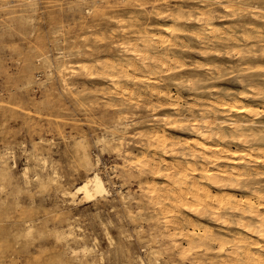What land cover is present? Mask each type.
Masks as SVG:
<instances>
[{"label": "rangeland", "instance_id": "374dc122", "mask_svg": "<svg viewBox=\"0 0 264 264\" xmlns=\"http://www.w3.org/2000/svg\"><path fill=\"white\" fill-rule=\"evenodd\" d=\"M205 7L210 9L213 19L205 24L197 23L198 14ZM177 11L181 13L178 20L170 16ZM167 24L178 32L161 36ZM206 25L213 26L212 37L206 33ZM183 30L186 34H181ZM192 31L195 34L191 35ZM196 34L201 39L207 37L201 40L203 43L198 42ZM227 34L238 43L213 40ZM246 35L249 39L245 37V40ZM161 37L174 43L161 44ZM152 38L155 40L151 43ZM177 38L184 41V47ZM261 43H264V0H0V264H99V257L102 264H222L225 250L229 252L230 247L225 245L224 250L221 247L219 250L215 240H228L236 232L244 233L235 226L237 216L221 219L223 226L209 210L201 213L203 216L195 213L199 217L184 207L174 211L168 200L162 197L157 201L146 192L149 183H163L162 176H158L162 165L154 173L155 170L149 169L151 165L145 163L146 159L163 153V147L150 140L152 134L148 135L159 129L165 140L170 138L166 140L167 155L164 154L169 161L185 154L181 137L184 141L193 137L188 133L191 118L185 123L182 117L176 118L177 114L168 106L172 102L186 116L190 111L197 116L211 101L220 102L227 97L240 100L257 112L264 110V96L257 97L252 91L264 87V44ZM134 45L149 64L147 57H153L154 52L164 57L162 54L167 51L169 69L154 66L152 71L143 68L135 71L127 64L129 61L140 64L130 51ZM237 47L239 50H234ZM170 53L175 56L174 62ZM112 61L127 65L132 78L125 79L116 73L119 84H114L99 70L86 72L98 62ZM147 78L156 79L157 86L151 84L153 88L149 83L152 80ZM252 83L261 85L253 87ZM155 88L160 97L165 89L163 96L170 94L173 99L159 100L161 104L155 102ZM165 117L172 121L169 123ZM228 117L219 126L226 131L232 118L241 115L229 113ZM252 121L257 124L252 125L258 129V136L264 137V114L254 115ZM253 132L257 133L256 130L250 133ZM170 150L176 152V158L171 157ZM84 155L91 166H85ZM259 167L264 170V165ZM23 169H26L25 177ZM94 171L103 179L107 196L90 202L80 200L79 196L74 203L61 196L63 188L75 189ZM261 176L259 179L264 180V175ZM185 219L186 225L194 220L188 227L202 231L185 226ZM205 226L209 227L207 232ZM70 227L72 236L64 238L62 233H67ZM179 228L182 230L176 236ZM222 229L223 232L219 231ZM196 233H201L204 239ZM194 236L198 239H193ZM180 240L178 246L176 241ZM82 244L92 251L83 254ZM192 245L191 250L188 247Z\"/></svg>", "mask_w": 264, "mask_h": 264}, {"label": "bare ground", "instance_id": "6f19581e", "mask_svg": "<svg viewBox=\"0 0 264 264\" xmlns=\"http://www.w3.org/2000/svg\"><path fill=\"white\" fill-rule=\"evenodd\" d=\"M209 2V1H208ZM214 2V1H212ZM161 3H164L161 2ZM201 4V3H200ZM206 4V3H205ZM215 4V3H214ZM202 5V4H201ZM209 5V4H208ZM217 5V4H215ZM224 5V4H223ZM172 6V5H171ZM226 6V5H225ZM230 6V4H229ZM234 6V5H233ZM208 7V6H207ZM207 7L202 8L201 12H199L198 17L196 18V22L197 23H204L206 21H209V19L212 18V12L210 11V9H208ZM212 7V6H211ZM210 7V8H211ZM227 7V6H226ZM176 8L177 7H173ZM180 8V7H178ZM231 8V6H230ZM223 9V8H222ZM225 9V8H224ZM237 9V8H236ZM241 9V8H240ZM181 10V9H180ZM184 10V9H182ZM186 10V9H185ZM191 10V9H190ZM194 10V9H193ZM226 10V9H225ZM234 9H230V11ZM258 10V9H257ZM199 11V10H198ZM197 11V13H198ZM239 11V10H238ZM243 12V10H241ZM251 11V10H250ZM157 12V10H156ZM183 12V11H182ZM189 12V10H188ZM228 12V10L226 11ZM237 12V11H236ZM256 12V11H255ZM258 12V11H257ZM167 13V12H166ZM187 13V12H186ZM185 13V14H186ZM192 13V12H191ZM245 13V12H244ZM260 13V12H259ZM168 14V13H167ZM181 14V13H180ZM179 12H175L174 14L171 12L170 16L173 17L174 19L178 20V18L180 17ZM262 14V13H261ZM217 15V14H216ZM183 16V15H182ZM181 16V17H182ZM238 16V14H237ZM223 17V16H222ZM172 18V19H173ZM121 19V18H120ZM129 19V18H128ZM213 19V18H212ZM135 20V19H134ZM183 21V20H182ZM117 22V21H116ZM119 22V21H118ZM243 22V21H242ZM122 23V22H121ZM147 23V20H146ZM145 23V24H146ZM158 23V22H157ZM144 24V25H145ZM171 24V23H170ZM196 24V23H195ZM199 24V26H200ZM153 25V24H152ZM156 25V24H155ZM184 25V24H183ZM158 26V25H157ZM160 26V25H159ZM228 26V25H227ZM227 26H224L225 28H227ZM234 26V25H233ZM247 26V25H246ZM129 27V26H128ZM131 27V26H130ZM151 27V26H150ZM229 27V26H228ZM245 27V26H244ZM248 27V26H247ZM251 27V26H250ZM249 27V28H250ZM132 28V27H131ZM207 28V25H206ZM214 28H218V27H214ZM252 28V27H251ZM250 28V29H251ZM133 29V28H132ZM223 29V28H221ZM228 29V28H227ZM220 30V27H219ZM218 30V31H219ZM249 30V29H248ZM247 30V31H248ZM253 30V29H252ZM258 30V29H257ZM124 31V30H122ZM178 32V29H173L171 28V25L168 26H164L161 36L163 35H170L171 33L174 32ZM229 31V30H228ZM256 31V29H255ZM260 30H258L259 32ZM185 33V31L183 30L181 32ZM191 32V31H190ZM212 32H213V26H209L207 28V34L210 35V37H212ZM220 32V31H219ZM218 32V34H219ZM223 32V31H222ZM254 32V31H253ZM145 33V32H143ZM180 33V32H179ZM224 33V32H223ZM222 33V35H223ZM135 34V33H134ZM186 34V33H185ZM195 33H191V35H193ZM217 34V35H218ZM221 34V33H220ZM219 34V35H220ZM226 34V33H225ZM247 34V32H246ZM249 34V33H248ZM147 35V34H146ZM148 35H151V33ZM154 34H152L153 36ZM158 35V34H157ZM189 35V34H188ZM215 35V34H213ZM218 35V36H219ZM236 35V34H235ZM258 35V34H256ZM203 36V35H202ZM206 36V35H205ZM261 36V35H260ZM154 37V36H153ZM159 37V36H157ZM156 37V39H157ZM170 37V36H169ZM207 37V36H206ZM206 37L203 39L205 40ZM209 37V39H210ZM249 39V37L244 36V38ZM160 38V37H159ZM162 38V37H161ZM176 38V36L174 37V39ZM196 40L199 42L201 41V35L199 36V34H196ZM245 38V40H246ZM122 39V37H121ZM135 39V38H134ZM149 39V38H148ZM179 38H177L176 40H178ZM182 39V38H181ZM208 39V38H207ZM213 39V38H212ZM217 40L222 41V42H229V43H238L237 39L235 40L234 36H232L231 34H227L225 35V37H217L214 38L213 40ZM116 40V39H115ZM144 40V39H142ZM153 40H155V38L151 39V43L153 42ZM175 40V41H176ZM180 40V39H179ZM211 40V39H210ZM158 41V40H157ZM160 43H169L170 40L169 38H162L159 39ZM139 42V41H138ZM172 42V41H171ZM170 42V44H171ZM179 42H183L182 40H180ZM209 42V40L207 41V43ZM216 41H211V43L213 44ZM145 43V41H144ZM159 44V42H157ZM174 43V42H172ZM206 44V41L204 42ZM240 43V42H239ZM132 44V41H131ZM148 44V43H147ZM164 44V45H165ZM180 44V43H179ZM211 44V45H212ZM260 44V43H259ZM264 44V43H261ZM130 45V43H129ZM133 45V44H132ZM136 45V44H135ZM132 46L131 49L129 48L130 46H128V48L130 49V51H132L133 53V57L135 58L134 60L139 61L140 64L137 65L136 63H127V61H125L127 64L132 65L133 69H137V71H139V68H143L146 69L145 71H152L154 66H158V67H168L167 63L169 62L167 60L168 55H167V51L162 54L164 57H161V54L159 56V54L157 52H154L153 57L150 56L149 58L147 57V60H149L151 62V64H149V62H146L144 59L145 57H143L142 54L144 53H139V51L137 49H135L136 47ZM157 45V44H156ZM160 45V44H159ZM174 45V44H172ZM176 45V44H175ZM174 45V46H175ZM186 45V44H185ZM201 45V44H200ZM204 45V44H203ZM174 46H170V47H174ZM181 46V45H180ZM210 46V45H209ZM123 47V46H121ZM163 47V45H162ZM176 47H178V45H176ZM175 47V48H176ZM184 47V44H183ZM183 47H181L182 49H184ZM187 47V46H186ZM212 47V46H211ZM251 47V46H250ZM264 47V46H262ZM261 47V48H262ZM158 48V46H157ZM161 48V47H160ZM179 48V47H178ZM205 48V47H204ZM232 48V47H231ZM238 48V47H237ZM248 48V47H247ZM145 49V48H144ZM180 49V48H179ZM186 49V48H185ZM127 51V49H124V51ZM151 50V48H150ZM167 50V48H166ZM204 50V49H203ZM209 50V49H207ZM234 50H239L238 49H234ZM241 50V49H240ZM247 50V49H246ZM143 51V50H142ZM145 51V50H144ZM198 51V48H197ZM215 51V50H214ZM141 52V51H140ZM205 52V51H204ZM209 52V51H208ZM211 52V51H210ZM213 52V51H212ZM236 52V51H235ZM240 52V51H239ZM238 52V55H239ZM248 52V51H247ZM261 52V51H260ZM60 53V52H58ZM125 53V52H124ZM131 53V54H132ZM169 53V52H168ZM172 53V52H171ZM170 53V56H171ZM197 53V52H196ZM199 53V52H198ZM202 53V52H201ZM200 53V54H201ZM226 53V51L224 52ZM157 54V55H155ZM155 55V56H154ZM203 56L205 54H202ZM201 55V56H202ZM219 55V54H218ZM237 55V52L235 54V56ZM145 56V55H144ZM147 56V55H146ZM159 56V57H158ZM173 56V54H172ZM171 56V57H172ZM217 56V55H216ZM225 56V55H224ZM223 56V57H224ZM233 56V57H235ZM249 56V55H247ZM175 57V56H174ZM172 57V61L174 60ZM131 58V57H130ZM143 60H140V59ZM177 58V57H176ZM184 58V57H183ZM116 59V58H115ZM122 60V57L120 58ZM126 59V58H125ZM124 59V60H125ZM247 59V58H246ZM123 60V61H124ZM130 60V59H128ZM170 60V59H169ZM185 60V59H184ZM196 60V59H195ZM201 60V59H200ZM132 61V60H131ZM194 61V60H193ZM197 61L199 62V60L197 59ZM196 61V62H197ZM117 62V61H116ZM119 62V61H118ZM171 62V61H170ZM174 62V61H173ZM171 62V64L173 63ZM176 62V59H175ZM178 63L180 62L177 61ZM182 62V61H181ZM191 62V61H190ZM123 63V62H122ZM202 63V62H201ZM222 63V62H221ZM170 64V65H171ZM203 64V63H202ZM202 64L200 66H202ZM91 65V64H90ZM169 65V66H170ZM173 65V64H172ZM175 65V64H174ZM178 65V64H176ZM181 65V63H180ZM192 66V64H190ZM194 65H198L194 63ZM125 66L127 65H120V63H110V62H98L95 65L91 66V67H87L88 70H86V72L88 71H94L95 70H99V72L101 71L102 73H105L111 80L110 83H117V79L116 77V73L121 74V76L125 79L128 78H132V76L130 77L129 74V68L127 69ZM184 67V63H182V65ZM187 66V64L185 65V67ZM189 66V65H188ZM199 66V65H198ZM204 66V65H203ZM216 66V65H215ZM78 67V66H77ZM177 67V66H176ZM195 67V66H193ZM244 67V66H243ZM80 68V67H79ZM94 68V69H93ZM151 68V69H150ZM171 68V66H170ZM179 68V65H178ZM210 68V67H209ZM239 68V67H238ZM64 69V68H63ZM92 69V70H90ZM132 69V68H130ZM159 69V68H158ZM163 69V68H162ZM168 68H166L165 70H168ZM204 69V67H203ZM219 69V68H218ZM155 70V68H154ZM161 70V69H160ZM179 70V69H178ZM85 71V68L84 70ZM92 71V72H93ZM136 71V70H135ZM159 71V70H158ZM262 71V70H261ZM85 72V74H86ZM155 72V71H154ZM163 72V71H162ZM146 73V72H145ZM159 73V72H158ZM157 73V74H158ZM165 73V72H163ZM211 73V72H209ZM215 73V71L213 72ZM218 73V72H217ZM91 74V73H90ZM156 74V75H157ZM130 75H132V73H130ZM142 74H140L141 76ZM155 75V73L153 74ZM138 76V75H137ZM143 77V76H142ZM142 77H133V79H140ZM145 77V76H144ZM143 77V78H144ZM151 77V74H150ZM149 77V78H150ZM155 77V76H154ZM158 78V77H157ZM120 79V78H119ZM155 79V78H154ZM189 79V78H188ZM215 79V78H214ZM135 80V81H136ZM147 80H150L147 78ZM152 80V79H151ZM150 80V81H151ZM195 80V78L193 79ZM240 80V79H238ZM120 81V80H119ZM126 81V80H125ZM145 81V79H144ZM147 82V81H146ZM149 82V81H148ZM240 82V81H239ZM150 85L151 84H155V86H157V81L152 80V83L149 82ZM119 84V83H117ZM121 84V83H120ZM128 84V83H127ZM241 84V83H240ZM112 85V84H111ZM186 85H188V83H186ZM242 85V84H241ZM255 85H261V84H253L251 86H255ZM152 86V85H151ZM191 86V85H190ZM240 86V85H239ZM120 87V86H119ZM117 86V89L119 88ZM130 87V86H129ZM148 87V86H147ZM153 87V86H152ZM245 87V86H244ZM127 89V87H125ZM123 88V89H125ZM154 88V87H153ZM157 88V87H156ZM155 88V89H156ZM162 88H165V86H163ZM168 88V87H167ZM191 88V87H189ZM219 88V87H217ZM116 89V90H117ZM125 89V92H127ZM142 90V88H139ZM149 89V87H148ZM183 89V88H182ZM213 89V88H212ZM114 90V89H113ZM115 90V91H116ZM120 90V89H119ZM117 90V91H119ZM144 90V89H143ZM147 90V89H146ZM189 90V89H187ZM192 90V88H191ZM202 90V89H201ZM200 90V91H201ZM216 89H214L215 91ZM248 90V89H247ZM137 91V90H136ZM135 91V94H138ZM145 91V90H144ZM148 91V90H147ZM152 91V90H151ZM158 89H156V91L154 90L153 92H155V96L157 97V101L155 102H160L162 101V99H164V101L166 99H173L171 98L172 96L169 94L167 96H163L164 91H161L163 93L161 94V97L159 96V92H157ZM160 91V90H159ZM169 91V90H168ZM206 91V90H205ZM251 91V89H250ZM255 93L254 95H256L257 97L259 95L264 96V87H256L253 88V90ZM124 92V91H123ZM144 93V92H143ZM178 93V92H177ZM125 94V93H123ZM130 94V93H129ZM135 94L133 93L134 97L136 98ZM149 94H150V90H149ZM152 94V93H151ZM167 94V93H166ZM176 94V93H175ZM179 94V93H178ZM238 94V93H237ZM240 94V93H239ZM242 94V95H241ZM240 95L242 97H245V94L241 93ZM251 94V93H250ZM259 94V95H258ZM140 95V94H139ZM142 95V94H141ZM165 95V93H164ZM239 95V97H241ZM249 95V94H248ZM253 95V94H251ZM125 96V95H124ZM121 96V97H124ZM127 96V95H126ZM138 96V95H137ZM178 96V95H177ZM180 96V95H179ZM247 96V95H246ZM131 97H132V93H131ZM129 97V98H131ZM142 97V96H140ZM144 97V96H143ZM176 97V96H175ZM210 97V95H209ZM256 97V98H257ZM152 98V97H150ZM180 98V97H179ZM222 98V97H221ZM250 98V97H249ZM125 99V97H124ZM133 99V98H132ZM130 99V101L132 100ZM137 99V98H136ZM134 99V100H136ZM142 99V98H140ZM154 99V96H153ZM199 99V98H198ZM197 99V100H198ZM201 99V98H200ZM205 99V98H204ZM203 99V100H204ZM220 99V98H219ZM224 99V98H223ZM220 102H212L208 104L207 108L201 109L198 113L197 116L193 115L191 112L189 113L188 116H186V114H184L182 111H179L177 103L173 104V102L171 103L172 105H168L169 108L172 107V111L173 113L177 114L176 118L182 117V122L187 121L189 118H191L192 122L190 123L189 126V131L188 133H191L193 135L192 138L188 139V140H182L181 137V141L183 142V147H185L186 151L185 154H182V156L180 158L177 159H173V160H167L164 156L167 155L166 151H165V147L167 146V139L169 137H167V139L165 140L164 136L161 134V130L159 131H153L152 129V133H150L148 136L150 137V135L152 134L150 140L151 141H155V143H158L157 145H160L163 147V153L162 155L158 156L157 158L151 157L150 159H146L144 157L145 163L149 166V169L151 167L150 170H155L154 173L159 170V164L162 165L161 167H163V170L158 173V176L161 175L163 178V183H161V185H159L156 182H151L149 183V186L146 187V192H149V194L153 197V198H157V201L159 199H161L162 197L165 198L166 202H169L168 205L170 207L173 208V210L175 211H179L180 208L184 207L185 211H188L187 209H189L188 212H190L191 210V214L195 215L196 214H200V216H203V214L201 215V213H203L206 210L210 211V214L215 217V219H218V223L221 224L223 223V220L226 219H234L233 217L231 218L230 216H237V221H236V227H238L241 230H244V233L242 232H236L234 233L230 239L225 240L222 239H218V241L215 240V243L217 242L219 245V250L221 248H223V246L228 245L230 247V251L226 252L225 250V255L222 258V260L220 262H223L222 264H225V262H227V264H264V184H262V182H264V180H260L259 177L261 175H264V170H259V165H264V137L258 136V129L253 127L252 124V117H254V115H258V114H264V110H259L260 112H257V110H254L256 108H252L250 105V107H247L245 104H242L240 102V100H236L234 98H226ZM244 99V98H243ZM146 100H148V97H146ZM160 100V101H159ZM174 100H176V98H174ZM206 100V99H205ZM124 101V100H123ZM137 101V100H136ZM150 101V100H149ZM163 101V102H164ZM172 101V100H171ZM178 101V100H176ZM181 101H185L182 100ZM208 101V100H207ZM142 102V100H141ZM145 102V101H144ZM179 102V101H178ZM210 102V101H209ZM148 103V102H147ZM150 103V102H149ZM170 103V102H168ZM191 103V102H189ZM131 104V103H130ZM158 104V103H157ZM161 104V102H160ZM160 104H158L160 106ZM166 104V103H165ZM192 104H194L195 108H196V104L192 102ZM151 105V104H149ZM188 105V102H187ZM191 105V104H189ZM262 105V103L260 104ZM259 105V106H260ZM156 106V105H153ZM193 106V105H191ZM204 106V105H203ZM207 106V105H206ZM147 107V106H146ZM150 107V106H149ZM181 107V106H180ZM187 107V106H186ZM201 107V106H200ZM261 107V106H260ZM152 108V106H151ZM154 108V107H153ZM166 108V107H165ZM149 110V109H148ZM153 110V109H151ZM189 111V109H187ZM155 112V109L154 111ZM182 112V113H181ZM171 113V112H170ZM229 113H236L237 115H241L240 118H236L233 119L227 124V131L226 129H224L223 127H219L220 123L222 124L223 122H226L224 120L225 117H227V119L229 118ZM167 115V114H166ZM179 116V117H178ZM159 117V116H158ZM157 117V118H158ZM169 117V115H168ZM168 117H165L163 119H167ZM170 118V117H169ZM174 117L172 116V119ZM154 119V118H153ZM162 119V121H163ZM172 119H169V121H172ZM174 120L176 121V119L174 118ZM168 121V119H167ZM168 121V122H169ZM173 121V122H175ZM165 122V121H163ZM118 123V122H117ZM170 123V122H169ZM176 125L178 124V122H175ZM162 124V123H161ZM122 125V124H121ZM257 124H254V126ZM179 126H181L179 124ZM218 126L219 129H217L218 131H216L215 127ZM155 127V126H154ZM153 127V128H154ZM151 128V127H150ZM175 128V127H174ZM180 128V127H179ZM118 129V128H117ZM144 130V129H143ZM150 130V129H149ZM150 130V131H151ZM156 130V129H155ZM225 130V131H224ZM257 131V133L255 134L254 132L251 134V131ZM148 132V131H147ZM121 133V132H120ZM164 133V132H163ZM141 134L145 135L144 133L141 132ZM140 134V135H141ZM146 135V136H147ZM172 138H174L172 136ZM116 139V138H115ZM144 139V138H143ZM170 139V138H169ZM177 139V138H176ZM186 139V138H185ZM101 140V139H100ZM172 140V139H171ZM170 140H168V143ZM174 140H172L171 142H173ZM180 141V140H179ZM180 141V142H181ZM121 142V141H119ZM178 142V140H177ZM176 143V142H175ZM179 143V142H178ZM100 144V143H99ZM119 144V143H118ZM148 144V142H147ZM171 144V143H170ZM148 147V145H147ZM158 147V146H157ZM169 147V146H168ZM144 148V147H143ZM146 148V147H145ZM152 148V147H151ZM155 149V148H154ZM157 149V148H156ZM128 152H126L127 154ZM151 153V152H150ZM133 154V153H132ZM169 154L171 155V157L176 158L177 155L175 151L170 150ZM150 155V154H149ZM133 156V155H132ZM131 156V157H132ZM141 156V154H140ZM138 157V156H136ZM136 159V158H135ZM138 159V158H137ZM140 159V158H139ZM83 161L85 166H91L89 159L86 155L83 156ZM138 161V160H137ZM135 161V162H137ZM98 162V160H97ZM129 162V161H128ZM146 164L145 165L146 167ZM142 167V163L140 164ZM139 166V165H138ZM96 167V166H95ZM24 168V167H23ZM148 168V167H147ZM157 169V170H156ZM24 170V169H23ZM143 170V168H142ZM152 171V172H153ZM158 172V171H157ZM25 173H26V169L24 170V177H25ZM155 175V174H154ZM157 175V173H156ZM195 175H197V177H195ZM23 176V175H22ZM38 176V175H37ZM38 178V177H37ZM262 178V176H261ZM36 179V178H35ZM32 180V179H31ZM141 183V182H140ZM146 183V182H145ZM206 184V185H204ZM209 184V185H207ZM237 190L241 193H236L233 192L231 190ZM142 192V191H141ZM148 194V193H147ZM108 195V190L105 187L104 181L101 178V176L97 173V172H91V174L87 175L85 177V180L75 189L70 190L69 188H63L61 190V196L68 202L70 203H74L76 198L80 197V200H83L85 202H90V201H94L97 198H103L105 196ZM150 196V197H151ZM121 197V196H120ZM156 199H154L153 203L155 202ZM160 202V201H159ZM167 206V210H169V206ZM155 206V203H154ZM157 210H160L159 207L157 206ZM187 208V209H186ZM163 210V209H162ZM160 210V211H162ZM166 210V211H167ZM183 210V211H184ZM165 210H163L162 212L164 213ZM172 211V210H171ZM170 212V211H169ZM182 212V211H181ZM160 213V212H159ZM168 213V212H167ZM174 213V212H173ZM186 213V212H185ZM165 214V213H164ZM177 214L176 217L178 216V213H175V215ZM181 215H183V213H180ZM168 215V214H166ZM48 216V215H47ZM172 216H174V214H172L170 216V218H172ZM186 218L188 217L187 215ZM183 216V217H184ZM196 217H199V215H195ZM205 216V215H204ZM230 217V218H229ZM189 218V217H188ZM184 219V218H183ZM191 219V218H190ZM188 219V220H190ZM223 219V220H221ZM236 219V218H235ZM174 220V219H172ZM178 220H180L178 218ZM225 220V221H226ZM229 222H232L230 221ZM171 221V220H170ZM169 221V222H170ZM176 221V219L174 220ZM173 221V222H174ZM184 224L185 226H189L192 225V223L190 224L188 221V225H186L187 220H184ZM217 221V220H216ZM214 221V222H216ZM222 221V222H220ZM164 222L167 224L169 223L168 221ZM172 222V223H173ZM177 222V221H176ZM183 224V221H181ZM227 222V221H226ZM235 222V221H233ZM232 222V223H233ZM171 223V222H170ZM179 223V222H178ZM232 223H224L226 224V226H231ZM181 224V223H180ZM217 224V223H216ZM173 225H176L175 223ZM199 227V224H196ZM218 225V224H217ZM223 225V224H221ZM233 225V224H232ZM181 226V225H180ZM194 226V224H193ZM224 226V225H223ZM222 226V227H223ZM177 227V226H176ZM175 227V228H176ZM235 227V228H236ZM173 227H171L170 229H172ZM188 228H191L188 227ZM193 229L195 227H192ZM191 228V229H192ZM201 228V226L199 227ZM208 229L209 227L205 228L203 227V229ZM220 228V227H219ZM218 228V229H219ZM187 229V228H186ZM196 229V228H195ZM202 229V228H201ZM201 229H196L197 231L201 230ZM205 230V232H207L208 230ZM182 229L179 228V230H176V233H179V231H181ZM169 231V229L167 230V232ZM178 231V232H177ZM188 231H190L188 229ZM192 231V230H191ZM202 231V230H201ZM204 231V230H203ZM223 232L222 230H219ZM225 231V230H224ZM186 231H184L185 233ZM204 232V233H205ZM212 233V231H210ZM235 232V231H234ZM44 233V232H43ZM184 233L182 232V234L184 235ZM189 233V232H188ZM203 233V232H202ZM203 233V234H204ZM226 233H228L226 231ZM73 234V231L71 229V227L69 228L68 232L66 233H62L64 238H69L71 237ZM197 234V233H196ZM193 234V235H196ZM201 234V233H200ZM200 234H197L200 236ZM207 234V233H206ZM209 234V232H208ZM217 235V233H214ZM190 235V233H189ZM188 235L189 239L190 236ZM174 236V235H173ZM177 236V235H176ZM207 236V235H206ZM169 237V236H168ZM181 237V236H179ZM177 237V238H179ZM188 237H183V238H188ZM192 237V234H191ZM203 237V236H202ZM200 236V239L202 238ZM205 237V236H204ZM204 237L202 239H204ZM220 237V236H219ZM255 237V238H253ZM196 238V236L193 237V239ZM207 238V237H206ZM181 239V238H180ZM188 239V240H189ZM192 239V241H193ZM198 239V237L196 238ZM199 239V240H200ZM201 239V240H202ZM185 241V239H183ZM191 240V239H190ZM189 240V241H190ZM189 241H186L184 243H187ZM213 241V239L211 240V242ZM183 242V241H182ZM191 242V241H190ZM195 241H193L192 244H194ZM200 242V241H199ZM176 244H179L178 246L181 245V240L178 243L176 241ZM188 244V243H187ZM190 244V243H189ZM188 244V245H189ZM187 245V246H188ZM200 246V245H199ZM215 246V244H214ZM176 247V246H175ZM193 247V245L190 247H188L189 249H191ZM198 247V246H197ZM221 247V248H220ZM174 248V247H173ZM196 248V247H194ZM201 248V247H200ZM225 248V247H224ZM223 248V250H224ZM193 249V248H192ZM191 249V250H192ZM199 249V248H198ZM83 254L88 253L90 251H92L91 248L87 247L86 245H81V250H80ZM181 251V250H180ZM217 251V250H216ZM72 253H76V250H71ZM99 264H102V258L99 257ZM219 259V258H218ZM221 259V257H220ZM214 260V259H213ZM198 261V260H197ZM196 261V262H197ZM210 261V259H209ZM141 262V260H140ZM206 263V262H205ZM209 264V263H208Z\"/></svg>", "mask_w": 264, "mask_h": 264}]
</instances>
